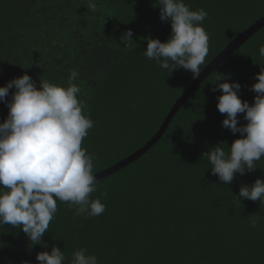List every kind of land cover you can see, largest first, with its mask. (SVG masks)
Wrapping results in <instances>:
<instances>
[{"label":"trees","instance_id":"trees-1","mask_svg":"<svg viewBox=\"0 0 264 264\" xmlns=\"http://www.w3.org/2000/svg\"><path fill=\"white\" fill-rule=\"evenodd\" d=\"M0 0V86L25 72L61 86L69 74L94 127L82 147L94 157L93 174L144 145L194 79L182 68L161 69L144 52V37L165 41L170 23L161 21L158 0ZM203 8L209 35L205 65L229 41L264 15V0H184ZM133 32L128 46L121 36ZM264 25L212 69L168 122L162 136L144 153L98 179L90 197L105 205L100 216L77 215L75 205L57 200V212L42 237L47 248L29 246L22 229L0 226V264H36V253L55 244L69 264L84 248L98 264H264V202L240 199L241 184L264 179V157L257 168L222 184L201 154L228 146L240 136L222 126L213 91L218 73L240 83L241 100L253 102L250 88L264 67L259 47ZM205 65H202L203 68ZM15 89L9 90L11 93ZM8 109L0 102V122ZM239 123L245 124L243 114ZM260 215L252 226L255 214Z\"/></svg>","mask_w":264,"mask_h":264},{"label":"clouds","instance_id":"clouds-1","mask_svg":"<svg viewBox=\"0 0 264 264\" xmlns=\"http://www.w3.org/2000/svg\"><path fill=\"white\" fill-rule=\"evenodd\" d=\"M158 6L161 21L170 23V34L163 42L144 37V55L168 75L182 68L198 77L208 55L209 35L201 23L207 12L203 8L191 10L184 0H158ZM87 7L92 12L98 10L95 0H87ZM132 36V30L127 29L122 43L128 46ZM258 51L264 57V45ZM78 75L71 71L66 87L49 81H40L37 87L25 72L0 86V102L8 109L0 122V226L22 229L30 247H48L42 237L57 212V200L75 205L77 215L94 217L105 212L101 200L90 197L97 191L98 179L93 174L94 157L81 145L94 121L78 99L81 89L73 83ZM230 75L217 72L212 90H220L216 107L224 114L222 126L240 136L228 146L227 153L217 144L201 154L210 162L211 173L227 185L236 173L255 170L256 162L264 157V67L260 66L250 86L256 94L251 104L241 100V85L229 82ZM10 89L15 90L9 100ZM238 114H243L245 124L239 123ZM233 195L237 205H241L240 199L264 202V179L241 184L238 196ZM259 219L256 213L253 227ZM65 259L55 244L50 251L36 253V264H65ZM69 264H98V260L79 248Z\"/></svg>","mask_w":264,"mask_h":264},{"label":"water","instance_id":"water-1","mask_svg":"<svg viewBox=\"0 0 264 264\" xmlns=\"http://www.w3.org/2000/svg\"><path fill=\"white\" fill-rule=\"evenodd\" d=\"M264 25V15L258 18L255 22L249 25L244 31H242L238 36L228 42V44L218 52L210 62H208L201 70L198 77L194 78L191 83L185 88V90L180 94V96L176 99L171 109L168 111L166 117L159 129L150 137V139L141 147L128 154L121 160L115 162L109 167L94 173L97 179L108 175L119 168L129 164L131 161L139 157L142 153H144L148 148H150L163 134L168 122L171 117L177 111L179 106L185 101V99L190 95L192 91L197 87L198 83L204 79L207 74L214 69L218 64H220L229 54L235 50L238 46H240L246 39H248L254 32L260 29Z\"/></svg>","mask_w":264,"mask_h":264}]
</instances>
